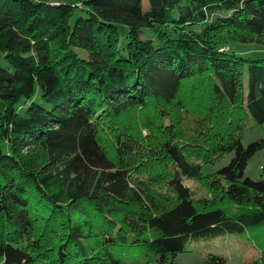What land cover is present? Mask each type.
<instances>
[{"label": "trees", "instance_id": "16d2710c", "mask_svg": "<svg viewBox=\"0 0 264 264\" xmlns=\"http://www.w3.org/2000/svg\"><path fill=\"white\" fill-rule=\"evenodd\" d=\"M228 41L264 44V0H0V264H171L190 237L261 238L264 163L244 172L264 139L242 137L264 124V58Z\"/></svg>", "mask_w": 264, "mask_h": 264}, {"label": "rangeland", "instance_id": "374dc122", "mask_svg": "<svg viewBox=\"0 0 264 264\" xmlns=\"http://www.w3.org/2000/svg\"><path fill=\"white\" fill-rule=\"evenodd\" d=\"M63 1L73 2L74 0ZM148 7V1H144V8L147 9ZM80 14H83V11L76 8L74 18ZM120 31L123 34L127 33V28L121 25ZM122 40L124 42L127 41L124 37H122ZM228 43L233 51L239 52L247 58H264V44L235 41H228ZM245 81L247 82V74L245 75ZM261 139H264V124H256L251 118L243 133L242 143L248 145ZM234 155V152H230L215 163L204 165L202 174L216 173L220 168L227 165ZM263 163L264 148L250 158L244 175L255 180L260 179L262 176L261 165ZM184 182L195 191L197 196L201 197L208 194L206 187L201 182L195 179H186ZM260 236L261 238L257 239L255 235L250 236V233L245 231L243 234L223 233L216 237H190L186 243V251L178 254L171 264H203L207 255L211 253L223 256L227 264H249L260 257L261 250L264 247L262 242L264 240V229L260 230ZM155 263V258H153L150 264Z\"/></svg>", "mask_w": 264, "mask_h": 264}, {"label": "built area", "instance_id": "2783aa9c", "mask_svg": "<svg viewBox=\"0 0 264 264\" xmlns=\"http://www.w3.org/2000/svg\"><path fill=\"white\" fill-rule=\"evenodd\" d=\"M228 47H225L224 49H227Z\"/></svg>", "mask_w": 264, "mask_h": 264}]
</instances>
